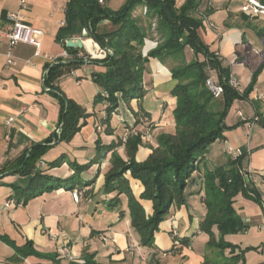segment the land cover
<instances>
[{
    "label": "crops",
    "instance_id": "crops-1",
    "mask_svg": "<svg viewBox=\"0 0 264 264\" xmlns=\"http://www.w3.org/2000/svg\"><path fill=\"white\" fill-rule=\"evenodd\" d=\"M19 1L0 0V264H147L143 261L149 255L162 257L164 252L173 248V229L177 232V238H190L189 249L176 251L182 252L183 256L193 248L196 240L200 239L201 244L206 246L209 236L200 231V224L207 213L203 203L205 193L198 180L205 169L213 170L227 163L229 156L224 152L228 147L239 149L247 155L243 161L244 169L252 173V186L258 187L264 199V127L257 124L251 140H245L247 122L258 112L264 115V20L244 14L241 11L243 0L202 1L196 14L203 21L199 33L211 52L221 58L224 66L230 67L240 92L251 85L254 73L262 65L263 68L250 99L235 102L242 115L236 113L237 119L231 115L226 119L228 126L239 123V127L227 131L226 140L214 143L204 155L201 165L188 182L185 205L171 208L166 220L160 224V231L155 234L154 248L141 246L140 236L132 226L128 196L120 195V202L115 206L112 199L118 192L107 193L104 185L106 175L112 169L114 151L124 161L130 160L126 146L120 144L126 130L133 126L138 133L151 129L150 143L140 146L136 153L138 162L146 161L153 149L158 147L159 135L175 133L173 112L177 99L172 91L177 81L171 74L173 62L150 59L143 79V97L129 102L120 99L111 119L110 132L103 124L106 104L96 102L102 88L94 82L93 77L106 68L100 63H84L70 70L53 85L91 115L81 121H85L84 126L70 142L58 141L61 105L46 87L45 74L52 62L50 58L59 60L66 52L57 36L66 22L70 0H29L27 9L22 10L25 22L44 33L39 55H36V48L30 45L17 44L11 48L9 40L3 35L13 25L9 15L19 12ZM127 1L104 0L102 6L119 11ZM176 1L181 6L186 0ZM85 30L81 35L68 37L66 42L82 38ZM106 31H112V24L107 20L99 24V32ZM83 39L85 41L87 38ZM156 45L155 41L148 40L144 54ZM188 51L193 60V51ZM9 53L14 64H8ZM86 53L92 55L86 48L78 56ZM186 60L189 62L187 53ZM212 74L218 81L214 70ZM10 117L15 121L11 127H7L5 120ZM99 126L102 131H98ZM48 139L53 140L52 148L38 162L37 171L53 177L55 182L51 184L59 187L28 200L22 208L6 210L4 205L8 199L15 197L16 188H26L34 174L25 177L3 174L1 170L19 159L34 144H44ZM116 144L118 146L114 150H106ZM81 166L84 170L76 173ZM125 177L146 215H152L153 202L141 199L145 190L142 182L134 179L130 172ZM76 189L85 191L79 203L72 197V191ZM246 202L261 215L254 202ZM258 218L257 225H261L262 215ZM261 229L264 231V227ZM5 238L19 246L32 242L42 254L59 255L61 263L37 255L23 257L4 241ZM64 246L72 249L75 256L73 261L61 257L60 251Z\"/></svg>",
    "mask_w": 264,
    "mask_h": 264
},
{
    "label": "trees",
    "instance_id": "trees-1",
    "mask_svg": "<svg viewBox=\"0 0 264 264\" xmlns=\"http://www.w3.org/2000/svg\"><path fill=\"white\" fill-rule=\"evenodd\" d=\"M200 5L201 0H186L181 6L177 5L176 0H128L121 10L111 11L102 6L99 0H70L65 25L57 37L71 58H61L58 64H49L45 74L46 87L54 93L61 105V134L58 135V141L70 142L84 126L85 121H81L91 114L53 85L60 77L82 66L86 58L106 68L93 77L94 82L108 93L107 98L98 94L96 102L106 104L103 124L107 126L106 131H109L120 99L129 102L143 97V79L150 59L173 62L171 74L177 81L172 91L177 99L173 112L175 133L159 135L158 147L153 149L144 162L136 160V153L142 144L140 137L131 138L126 144L130 160L124 161L114 151L112 169L106 175L104 185L105 192H118L112 199L115 206L120 202V195L128 196L132 226L140 236L141 246L147 248H154L155 234L160 231V224L166 220L171 208L174 205H185L186 188L199 168V161L214 143L226 140L227 131L235 128L226 124L227 112L235 100L250 99L263 68L262 65L254 73L251 85L243 92L231 85L230 67L224 66L221 58L211 52L209 45L200 36L203 21L196 16ZM138 8H147L145 18L133 16ZM154 19H157V37L152 36L151 32ZM105 20L112 22L115 29L100 33L99 24ZM84 29L87 31L86 38L93 39L101 49L112 53H108L103 59H91L87 53L82 57L78 56L85 49L67 48L66 39L75 34L81 35ZM262 35L264 36V30ZM150 39L157 45L144 54V47ZM187 49H191L194 54L190 62L186 60ZM70 60L75 61L69 64ZM209 70L217 73L218 82L223 85L224 92L220 99H215L206 85ZM257 117L258 124L264 127V115L258 112ZM52 143L53 140L48 139L44 144H34L19 159L1 170L3 174H20L25 177L34 174L26 188H16L15 197L18 201L25 203L59 187L51 184L55 182L53 177L37 171L38 162L52 148ZM117 146L118 144L111 145L106 150L112 151ZM246 157L244 153L238 158L229 157L225 165L205 172L203 203L207 213L200 224V231L209 235L207 247L218 251L220 261L205 260L201 264H245L247 251L257 249L248 247L247 251L240 250L238 245L226 240L228 235L247 228L234 209L238 197L243 195L256 203H262L260 193L246 180L243 166ZM81 170L84 167H78L76 173ZM128 172L134 179L142 182L145 190L141 199L153 202L152 215H146L142 204L134 196L125 177ZM4 241L23 257L37 255L61 263L59 255L42 254L32 242L19 246L6 238ZM181 241L187 245L190 243L188 238ZM151 264H161V261L154 255Z\"/></svg>",
    "mask_w": 264,
    "mask_h": 264
},
{
    "label": "rangeland",
    "instance_id": "rangeland-1",
    "mask_svg": "<svg viewBox=\"0 0 264 264\" xmlns=\"http://www.w3.org/2000/svg\"><path fill=\"white\" fill-rule=\"evenodd\" d=\"M143 10H144L143 8H138L133 13V16L137 17V18H145L146 14H144ZM146 20L147 19H145V24L147 22ZM110 23L112 24V22H110ZM152 23H153L152 24L153 28L151 30L152 36L157 37V34H156L157 19L152 20ZM113 29H115V26L112 24V30ZM106 32H108V31H106ZM186 53H187V56L189 57V62L192 61V57L190 58V56H191L190 51H188ZM149 102H150V99H149ZM235 102H241V101L235 100L233 102L229 112H227V113H228V115H231L235 119H237L235 114L236 113L238 114V112H241V110H240V108H237L238 106L235 105L236 104ZM228 115H227V117H228ZM231 119H232V117L230 118V122H231ZM99 127L101 128V126H99ZM233 127H235V128L232 130L237 129L239 127V123H236ZM148 130H150V132H151L150 128ZM232 130H229V131H232ZM98 131H102V128L100 130L98 129ZM143 133H138L137 135H129L128 134L127 140L123 141V139L121 138L120 144L126 146V144L128 143V141L131 138L138 136V137H140V140L142 143V144H140V146H143V145L146 146V145H148V143H150V141H144L143 140V138H142ZM145 133H146V131H145ZM151 137H152V133H151ZM226 153H227V151L224 152V154H226ZM228 156L231 157L230 155H228ZM203 159H204V157H202V160ZM202 160L199 161V166L201 165ZM200 171L202 172V169H200ZM206 171L207 170L205 169L204 172L202 173V177H200V179L198 180L199 184L200 185L202 184V189H203L204 193H205L204 186H205V172ZM255 189L260 193L257 186H255ZM260 197H261V202H262L261 204L256 203L255 201H253L249 198H246L243 195H240L238 197V201L235 204L234 209H236L237 214L242 218V220H243L242 222H244L247 225V228L245 230H243L242 232H239L237 234H231V235H228V237H226V240L228 242H231L233 244L238 245L240 250L244 249L245 251H247L246 250L248 248L247 244L251 245L249 247L257 248V249L247 251V253L245 254V257H246L245 264H264V261H263L264 260V231L261 229L262 227H264V199H263L261 193H260ZM244 200L254 202V204H256L258 206L257 208H259V211L261 212L262 219H263V223L261 225H257V222H256L257 219L258 220L260 219V218H258L261 216L260 213L255 212V210L251 207V205H249V203L244 201ZM172 233L174 235L175 244L169 252H164L162 254V257H158V259L161 261V264H196L199 262L203 263L205 260L220 261V256H219L218 251L215 250L214 248H208L207 247V243H208L210 238L206 242V246H203L201 244L200 239L196 240L194 245H193V248L189 252L186 251L187 254L183 256V253L182 252L178 253L179 252L178 250L180 249L182 251L184 248L189 249V247L191 246V243H189L188 245L183 244L181 239H184V238H177L175 236L177 234L175 229L172 230ZM188 239H190V238H188ZM258 249H259V251H258ZM176 251H178V252H176ZM151 258H152V256L149 255L147 257V259H145V261H143V262L144 263L146 262L147 264H151Z\"/></svg>",
    "mask_w": 264,
    "mask_h": 264
},
{
    "label": "built area",
    "instance_id": "built-area-1",
    "mask_svg": "<svg viewBox=\"0 0 264 264\" xmlns=\"http://www.w3.org/2000/svg\"><path fill=\"white\" fill-rule=\"evenodd\" d=\"M204 0H201V2ZM99 3L101 5L104 4V0H99ZM20 4V10L18 13H11L9 15L10 19L13 21V25L11 27V29L8 32H5L3 35L6 37V39L9 40L10 42V47L13 48L14 46H16L17 44H26V45H30L36 48V55L40 54V48L42 46V41L41 38H43V31L41 29L38 28H34L32 26H30L29 24H27L24 20L23 15L21 14L22 10H26L28 5H29V0H20L19 1ZM241 11L249 16H253L256 18H260L264 20V2H262L261 0H243V4L241 6ZM144 14H147V8H144L143 10ZM208 21V20H207ZM210 23V22H209ZM65 25V23H64ZM213 25V24H211ZM86 32V30L84 31V33ZM84 40V39H83ZM93 40V39H92ZM97 44V43H96ZM98 46V52H99V57L101 59L105 58L107 56L108 53H112L109 50H105V49H101V47L97 44ZM91 59H94L95 56L94 55H89ZM64 60H68L70 58V55L66 52H64L63 57ZM51 59V64H58V59L54 60L52 58ZM86 60H88L86 58ZM8 64H14V60L13 57L11 55V53L8 54ZM231 85H233L234 87L238 88L237 84V80L232 76L231 78ZM206 85L209 88V90L211 91V93L213 94L215 99H220L223 95L224 89H223V85H221L216 78L214 77V75L212 74V70H209V77L206 81ZM101 95L104 98L108 97V93L106 91L101 92ZM239 115H242L241 112H238ZM15 121V118L10 117L7 120H5V125L7 127H11L13 125ZM259 122V117H254L252 118L249 122H247V124L245 125L247 134L245 136V140L250 141L251 140V136H252V132L255 128V126L258 124ZM99 130L101 129L100 127L98 128ZM138 132L135 129V127L133 126L132 128L128 129L122 136L123 141L127 140L128 134L129 135H136ZM58 134H61V128L58 131ZM142 138L144 141H150L151 140V132L150 130H147L146 133L144 132L142 134ZM228 155H230L232 158H238L239 156H241L243 153L241 150L239 149H234L232 147H228L227 148V153ZM245 177L246 180L248 182H252L253 180V176L252 173L249 171H247L245 169ZM85 191L84 190H73L72 191V197L73 200L76 203L81 202V200L83 199ZM24 201H18L16 199V197H11L10 199L7 200V202L4 205V208L10 209V208H22L24 206ZM60 255L61 257L68 259L70 261H73L75 259V256L72 254V249L69 246H64L61 251H60Z\"/></svg>",
    "mask_w": 264,
    "mask_h": 264
},
{
    "label": "water",
    "instance_id": "water-1",
    "mask_svg": "<svg viewBox=\"0 0 264 264\" xmlns=\"http://www.w3.org/2000/svg\"><path fill=\"white\" fill-rule=\"evenodd\" d=\"M264 2V0L262 1ZM87 31L84 33L83 37L82 38H78V39H69L67 42H66V47L67 48H71V49H85L86 50V46H85V41L83 40V38L87 37ZM75 60H70L68 61V63L72 64V62H74ZM85 63H92V61L90 60H85Z\"/></svg>",
    "mask_w": 264,
    "mask_h": 264
},
{
    "label": "bare ground",
    "instance_id": "bare-ground-1",
    "mask_svg": "<svg viewBox=\"0 0 264 264\" xmlns=\"http://www.w3.org/2000/svg\"><path fill=\"white\" fill-rule=\"evenodd\" d=\"M85 46H86L88 52H90L95 57H99L98 46L96 43H94V41L92 39L87 38L85 40Z\"/></svg>",
    "mask_w": 264,
    "mask_h": 264
}]
</instances>
